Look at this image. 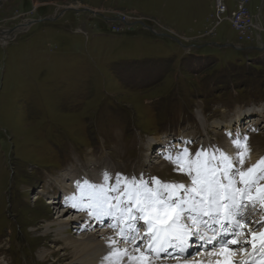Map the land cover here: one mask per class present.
<instances>
[{
	"label": "rangeland",
	"instance_id": "374dc122",
	"mask_svg": "<svg viewBox=\"0 0 264 264\" xmlns=\"http://www.w3.org/2000/svg\"><path fill=\"white\" fill-rule=\"evenodd\" d=\"M223 2L222 14L216 0H0V31L38 21L0 41V264L66 262L41 225L82 222L64 203L71 183V196L89 195L83 181L101 184L105 170L109 185L117 173L187 183L164 159L169 146L228 153L229 132L248 137L245 167L264 157V0L252 1L261 29L244 33ZM262 216L258 205L244 218L251 227ZM103 223L72 226L71 238L113 232Z\"/></svg>",
	"mask_w": 264,
	"mask_h": 264
},
{
	"label": "snow or ice",
	"instance_id": "6c2138e0",
	"mask_svg": "<svg viewBox=\"0 0 264 264\" xmlns=\"http://www.w3.org/2000/svg\"><path fill=\"white\" fill-rule=\"evenodd\" d=\"M227 135L232 154L215 146L192 153L190 140L180 141L184 146L174 155L169 146L164 159L187 183L117 173L109 185L113 177L105 170L101 184L83 181L91 190L86 202L78 205L74 196L66 198V206L89 217L111 218L114 235L106 238L102 264L186 260L190 248L194 256L208 257L197 264H238L237 252L245 257L240 264H264V216L251 227L243 218L244 210L264 207V157L245 167L251 156L247 135Z\"/></svg>",
	"mask_w": 264,
	"mask_h": 264
},
{
	"label": "bare ground",
	"instance_id": "6f19581e",
	"mask_svg": "<svg viewBox=\"0 0 264 264\" xmlns=\"http://www.w3.org/2000/svg\"><path fill=\"white\" fill-rule=\"evenodd\" d=\"M4 35H6V36H4ZM8 35H9V33H7L6 31H0V41H5V38L8 37ZM181 46H183V45H181ZM232 152H233L232 150L228 149V153L231 154ZM74 185H75V183H71V187L70 186L69 187L73 189ZM72 189L69 190L70 194L64 198L65 204H66V198L70 197L74 192ZM83 196H85L86 198L88 197V195H85V194H81V195L75 194V196H74L75 201H79L78 205H81L82 203H84V201H82ZM39 199L40 198H38L36 196L34 198V201H38ZM50 202H51V204L52 203L54 204V200H51V201H50V199L45 200L46 204H48ZM72 202L74 203V201H72ZM50 209L53 210L54 207H51ZM67 210L74 211L75 208L69 207V208H67ZM76 210H78V209H76ZM80 213H81V211H80ZM84 213H85L84 215H78L79 213H77L78 216L75 217V219L82 220V222L86 221L87 219H90V221H87V223L81 222L83 224V226L81 225V223H78V222L75 223V224H77V226H76L74 224V222L71 220L68 221L69 223L66 224L67 221L64 218H61V220L57 221V222L51 221L49 223H45V224L41 225V228L43 229L42 230L43 236H47V237L52 238V241H54L55 243L58 242L61 244L59 246L60 248L66 249L67 253L65 252V254H61V256H63V258H64L63 260L66 261L64 264H102L103 257H104V255L107 254L106 238L114 235L112 231H109V230L104 231L103 230L100 232L99 230H97V228H94L95 230L92 229V231L85 232L84 234L78 233V237L76 239L71 238L72 237L71 236V230H74L75 227L77 228L79 226L83 229H85L86 227L89 228L92 224L101 223V219H102V222H104V223L106 222V224H108V222L111 219L109 217H101L99 220H96L94 217H89L87 212H84ZM71 215H73V213ZM56 219H59V217H56ZM244 219H246V218H244ZM69 226L71 227V229H69ZM72 226H74V229L72 228ZM102 238H104V239H102ZM52 254H53L52 251L49 252L48 250H46L43 252H39V254H37V257L39 260H42L45 257H47L48 255L52 256ZM200 256H198L192 260H184L182 258L179 261L178 260L172 261L173 259L171 261H167V260L162 259V260H158L156 262V264H197V261H205L206 262L208 260L207 256H201V257ZM244 258H245L244 254L241 252H238V255L236 254L234 256V260L237 261L238 264H240V262H242Z\"/></svg>",
	"mask_w": 264,
	"mask_h": 264
},
{
	"label": "built area",
	"instance_id": "2783aa9c",
	"mask_svg": "<svg viewBox=\"0 0 264 264\" xmlns=\"http://www.w3.org/2000/svg\"><path fill=\"white\" fill-rule=\"evenodd\" d=\"M233 1L235 4V7L229 19L232 26L235 27L238 31H241V33H244V30L247 27H249L250 29H255V30H257V27L260 28L259 26L260 9H258L256 6L254 7L252 6L253 0H246L245 4L241 2L242 0H233ZM240 5H242V7H240ZM252 7H253V10H252ZM216 9L218 10V12H221L222 14L227 11L226 5L224 4L223 0H216ZM124 17L125 19L123 18L122 21L125 24H130L136 21L137 19L132 14H127ZM106 21L108 20L106 19ZM2 83H3V73H2V70L0 69V93H1Z\"/></svg>",
	"mask_w": 264,
	"mask_h": 264
},
{
	"label": "water",
	"instance_id": "95a60500",
	"mask_svg": "<svg viewBox=\"0 0 264 264\" xmlns=\"http://www.w3.org/2000/svg\"><path fill=\"white\" fill-rule=\"evenodd\" d=\"M83 11H89V12H91L89 9H84ZM94 13V12H93ZM95 14H97V13H95ZM107 19V18H106ZM108 20L109 21H113L114 19L113 18H108ZM36 22H38V21H34V20H30L28 23H26L25 25H20V26H17L16 28H12V29H8V30H6V32L7 33H12V32H14L15 30H17V29H19L21 26H29V25H32V24H35ZM131 25L133 24V25H135V24H138V25H140V26H142L143 28H145L146 30H149V31H151V32H153V33H155L153 30H152V28L151 27H148V26H146L143 22H141V21H138V22H132V23H130ZM158 35H160V36H164V37H166V38H169V39H171V40H173L174 42H176V43H178V44H181L180 43V41L177 39V38H175V37H173V36H170V35H168V34H164V33H161V34H158ZM227 46H230V47H234L233 45H227V44H225V45H220V46H218L219 48H225V47H227ZM196 47H199V46H196ZM234 48H236V47H234ZM239 50H241V51H244V50H247V49H249L248 47L247 48H238Z\"/></svg>",
	"mask_w": 264,
	"mask_h": 264
}]
</instances>
